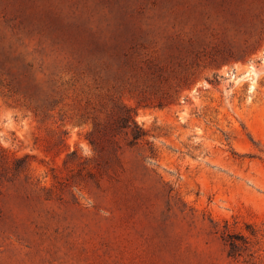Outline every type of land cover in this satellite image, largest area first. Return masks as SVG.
<instances>
[{
	"label": "rangeland",
	"instance_id": "obj_1",
	"mask_svg": "<svg viewBox=\"0 0 264 264\" xmlns=\"http://www.w3.org/2000/svg\"><path fill=\"white\" fill-rule=\"evenodd\" d=\"M252 263L264 0H0V264Z\"/></svg>",
	"mask_w": 264,
	"mask_h": 264
},
{
	"label": "trees",
	"instance_id": "obj_2",
	"mask_svg": "<svg viewBox=\"0 0 264 264\" xmlns=\"http://www.w3.org/2000/svg\"><path fill=\"white\" fill-rule=\"evenodd\" d=\"M162 104H158V107H161ZM135 108L122 106V113L117 115L111 123H109L108 127L105 130L99 129L97 125L94 127V134L97 135V139L90 138L89 144L94 148L101 147L103 150L104 146H102L99 142H109L112 144H117L115 140L112 138L118 134H123L126 137V144L128 147H133L139 144L140 142L147 143V132L139 126L135 121ZM109 131V132H107ZM111 135V136H110ZM96 141V142H95ZM98 141V142H97ZM117 148H120L119 146ZM226 245H228L229 252L228 257H236V250L238 249V245L235 241L231 239L228 235V240H225ZM253 264V263H252Z\"/></svg>",
	"mask_w": 264,
	"mask_h": 264
}]
</instances>
